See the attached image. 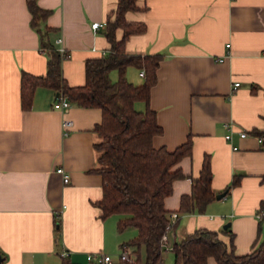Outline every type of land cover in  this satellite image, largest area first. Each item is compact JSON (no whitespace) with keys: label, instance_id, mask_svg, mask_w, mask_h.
Returning <instances> with one entry per match:
<instances>
[{"label":"crops","instance_id":"1","mask_svg":"<svg viewBox=\"0 0 264 264\" xmlns=\"http://www.w3.org/2000/svg\"><path fill=\"white\" fill-rule=\"evenodd\" d=\"M39 5L51 10L41 25L52 29L50 42L57 48L56 40H64V79L70 86L85 85L87 60L111 50L106 26L95 30L92 24L107 23L118 0H39ZM137 5L126 18L146 24V31L127 39L126 52L162 55L150 107L164 132L154 138V145L174 150L189 137L193 142L191 156L178 165L186 177L174 182L172 195L165 199L171 214L179 215L168 245L209 229L222 233L227 243L233 233L236 253H251L259 243L258 211L264 200V147L253 133L264 129V0H137ZM31 20L27 0H0L3 264H62L64 258L94 264L88 253L113 254L121 243L122 218H105L99 207L104 180L95 171L101 154L96 145L102 136L95 127L102 123L103 112L74 103L67 113L55 109L57 91L45 86L35 90L31 108H23V73L46 75L49 61ZM116 35L120 40L123 29ZM114 71L117 78L111 72V79L117 81ZM141 71L130 66L126 77L140 85L145 81ZM136 107L147 106L138 102ZM65 120L72 122L68 129ZM241 132L247 135L241 137ZM206 156L213 190L226 195L216 197L205 213L181 214V198L191 194ZM59 168L69 174V183ZM236 179L239 183L228 192ZM208 264L218 263L211 257Z\"/></svg>","mask_w":264,"mask_h":264},{"label":"trees","instance_id":"2","mask_svg":"<svg viewBox=\"0 0 264 264\" xmlns=\"http://www.w3.org/2000/svg\"><path fill=\"white\" fill-rule=\"evenodd\" d=\"M27 4L32 15L31 25L39 32L49 61L46 75L23 73V108H31L35 90L45 86L55 89L57 96L65 93L72 103L81 107L102 109V123L95 127L102 136V141L96 145L101 154L99 167L95 171L104 180V196L99 207L105 218L111 215L126 217L119 221L120 231L128 227L137 230V237L123 244L134 247L133 257L128 261L120 260L119 264H163L166 252L163 237L178 224L177 221L172 229H168L171 212L165 207V199L172 195L174 182L186 177L178 165L185 157L191 156L193 142L189 137L187 142L174 150L154 145V138L164 132L157 112L150 107L151 89L158 81L157 70L162 55L142 56L126 52L127 39L146 31V24L130 23L126 18L127 12L139 8L137 0H118L117 9L106 25L111 50L106 55L87 60L86 83L77 87L67 84L63 77L61 55L49 39L52 29L41 26L51 10L42 8L39 0H27ZM118 29L124 31L120 40L116 35ZM130 66L145 71L144 83L136 85L127 79L126 72ZM114 70L119 73L117 81L111 79ZM138 102H144L146 109H137ZM253 133L262 139L264 147V129ZM212 179L210 157L206 156L200 177L193 179L191 194L181 198V214L206 212L217 197L212 188ZM238 183L236 179L227 191ZM258 214L262 215L259 243L251 253H236L233 233L230 243H227L220 232L198 229L172 245L174 264H208L211 257L218 264H264V200ZM61 224V220H58L57 231L61 230ZM142 248L145 249V259L141 256ZM62 264L73 263L69 258H64Z\"/></svg>","mask_w":264,"mask_h":264},{"label":"built area","instance_id":"3","mask_svg":"<svg viewBox=\"0 0 264 264\" xmlns=\"http://www.w3.org/2000/svg\"><path fill=\"white\" fill-rule=\"evenodd\" d=\"M106 25H107V23L95 22L92 24V27L95 30H99L102 27H105ZM63 42H64L63 38H58L56 40V45H58L57 50L60 53L61 58L65 59L68 56V52H67V49L65 48ZM103 54L106 55V53H103ZM224 60H225V58L219 59L220 62H223ZM141 75L145 76L144 70L141 71ZM238 85H239V83L235 84V86H238ZM71 106H72V102L69 100L68 96L63 92L59 93L56 100H55L54 108L58 109L64 113H67L69 111V109L71 108ZM71 125H72V122L69 120H65L63 123V126L65 129H68ZM225 126L228 130H230V131L233 130V125L231 123H227ZM240 135H241V137H245L247 135V133L241 132ZM227 138L231 139L232 138L231 134L227 135ZM260 141L262 142L261 138H260ZM57 171L63 176L64 183L70 182V176H69V174H67L64 171L63 168H59ZM258 217L260 219V218H262V215L259 214ZM178 218H179L178 213H172L170 215L171 222H170V225L168 226V229L173 228V226L177 222ZM163 242H164V244H166V250H168L167 249V247L169 248L168 234H166L163 237ZM121 248H122V253L120 255V260H123V261L130 260L132 258L131 246H129L128 244H125ZM170 248H172V247H170ZM63 255L67 256V253H64ZM87 260L89 262L94 263V264H116L113 256H111V254H107V253H104L102 251L88 253Z\"/></svg>","mask_w":264,"mask_h":264},{"label":"rangeland","instance_id":"4","mask_svg":"<svg viewBox=\"0 0 264 264\" xmlns=\"http://www.w3.org/2000/svg\"><path fill=\"white\" fill-rule=\"evenodd\" d=\"M138 71V70H137ZM112 78L114 80H116L117 78V72H113L112 71ZM139 109V108H137ZM141 110V109H140ZM126 218L125 216H121L119 215V218ZM137 237V231L134 227H128L126 228L124 231H121V243L122 242H130L131 240H133L134 238ZM119 245H116V252L111 254V256H113L114 260L115 261H120V255L122 253V248L120 247V244ZM168 250H166L165 254H164V263L163 264H174V256H173V253L171 251V248L169 246V248L167 247ZM141 256L143 259H145V256H146V253H145V249L142 248V251H141Z\"/></svg>","mask_w":264,"mask_h":264},{"label":"water","instance_id":"5","mask_svg":"<svg viewBox=\"0 0 264 264\" xmlns=\"http://www.w3.org/2000/svg\"><path fill=\"white\" fill-rule=\"evenodd\" d=\"M226 195V193H222L217 195L218 199H221L222 197H224ZM229 227V224L225 226V229H227ZM4 261V257L2 256L1 252H0V264H2Z\"/></svg>","mask_w":264,"mask_h":264}]
</instances>
